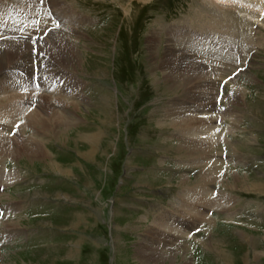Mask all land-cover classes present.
Instances as JSON below:
<instances>
[{
	"label": "rangeland",
	"instance_id": "1",
	"mask_svg": "<svg viewBox=\"0 0 264 264\" xmlns=\"http://www.w3.org/2000/svg\"><path fill=\"white\" fill-rule=\"evenodd\" d=\"M3 2L26 17L16 34L6 35L51 41V31H75L71 39L79 58L69 68L80 85L60 96L59 89L68 86L65 66L55 64L49 72L52 52H36L45 62L42 73L31 58L27 78L33 89L39 91L42 81L41 94L50 102L48 89L57 88L50 96L55 103L46 107L59 126L21 130L18 122L0 131L12 139L11 154L0 156L12 176L10 184L0 182V264H264V0L249 4L253 16L241 9V0ZM60 8L72 11L68 16ZM205 9L223 15L213 18L218 28L212 20L205 23ZM230 13L249 21L245 50L232 44ZM78 19L83 23L75 26ZM172 28L182 29L175 41L183 43L193 66L209 68L211 79L195 77L182 87L178 73L168 78L169 69L157 67ZM152 32L158 40L150 49ZM214 51L230 61H212ZM218 68L225 71L214 73ZM202 84L220 143L196 161L191 153L185 156V129L171 124V113L184 106L189 111L181 115H198L193 109L200 105L195 96ZM31 98L36 110L37 94ZM22 134L37 140L47 158L19 150ZM85 135L96 137L91 143ZM215 160L218 181L205 195L223 200L218 203H226V210L205 206L184 231L157 222L159 214L187 211L181 200L202 190L201 173Z\"/></svg>",
	"mask_w": 264,
	"mask_h": 264
},
{
	"label": "bare ground",
	"instance_id": "2",
	"mask_svg": "<svg viewBox=\"0 0 264 264\" xmlns=\"http://www.w3.org/2000/svg\"><path fill=\"white\" fill-rule=\"evenodd\" d=\"M241 1L243 2V6H244L241 8L243 11H245L247 14H250V15H251V13H253V15H257V13H255L250 8V5H249V4H251V6L254 5V3H251L254 0H241ZM2 2H3V0H2ZM2 2H0V21H2V23H0V24L3 25L2 27H4V29H3L4 33H2L1 35H5V36H3L2 39H0V129H1L0 131H2V130L7 131L8 128L11 129V127H10L11 125H13L14 123H18V122L21 125V127H20L21 130H24V128H27L31 124H32L31 127L33 129L36 128V126H39L41 128H45L49 123L53 127H55L56 125L59 126L58 123L53 121L51 113H50L51 111L49 110V108L51 106L50 103L53 100L55 103V98H53L54 96L53 97H50V96L57 94V88H55V86L52 85L51 88L48 89L49 90L48 94H49V99H50V102H49L48 98H47L48 95H46V97H45V94H41V91L45 90V89H42V87L44 86V83L42 81H40L38 83V85L40 86V89H39V91H35L33 89V86L31 85V83H29L31 81H28L27 75L29 74V72H31V70L33 68V65H32L33 63H32V59H31L32 57H34V59H36L37 64H35V65H37V67L39 68V71L43 70L42 73H47L46 70L43 69V66H45L44 60H41L43 57H41L39 55L41 53H44V54L47 53L48 54V51L49 52L51 51L52 52V55H51L52 56V69L51 70L48 69V71L53 72V70H56V68L53 69V66L56 67V65L65 66V68H66L65 70H68V72H69L68 73L69 78H68V83H67L68 86H66L64 84L63 85L64 88L63 87L60 88L59 93H60V96H62V97L69 96L70 93L66 92L67 88L70 89V92H73V89H75L74 87L80 85L79 80H75V78L73 77L75 75L72 73V71H76V70L74 68H71V69L69 68V67H72L73 66L72 64L79 58L78 50H77V48H75V46L72 42V39H71V36H73L75 34V31H73V29H72L73 33L70 34V36H68L69 31L64 32L62 29L56 30V31L50 30L51 31V34H50L51 41L46 40V39L40 40V38L39 39L38 38H31V37H27V36H25V37L20 36L19 37V36L15 35V36L11 37V36L6 35V34H16L17 33L16 31L20 30L22 27L19 24V22L21 23L23 21L22 19H24L26 17L23 16L20 8H14V10H13V8H7L6 6H4L3 5L4 2L3 3ZM259 3H261V2H259ZM53 4H55V3H53ZM246 5L247 6L249 5V7H246ZM216 10H206L205 14H204L205 17H202L205 20L206 24L207 23L210 24L211 20H212V28H213V26L217 27L214 25V23H217L216 20L213 19L214 17L221 16V18L224 19L223 15L219 12H218L219 14H217ZM60 11L63 12L64 14L66 13L69 16L70 12L72 10L69 8H60ZM233 13L235 14V12H233ZM229 15L230 16H227L229 18L228 23H230V27H231V30L230 29L229 30L231 32L236 33L235 35H233V33H232V39H231L233 41L232 44L234 46L238 45L241 48L243 47L242 49L245 50L246 46L249 45L248 41H250L249 37H248L249 35L247 34V29L249 28V21L246 20L247 18L246 19L244 17L239 18L238 16L233 15L231 13ZM253 15H251V16H253ZM258 15H260V14H258ZM195 18H198V20H202V18L200 19L199 16L195 17ZM78 21H79V19H78ZM68 23H70V21ZM80 23H83V22H81V21L75 22V23L73 22V24L75 26L76 25L79 26ZM205 23H202V24L205 25ZM225 23H227V21ZM25 27L27 28L26 25H25ZM31 28L35 29L37 27L35 26V27H31ZM32 29H30V30H32ZM37 29L40 30L43 28L38 27ZM178 30H180V32H182L181 28L180 29H177V28L173 29L172 28L170 30V33H169L170 44H168L165 47V49H164L165 51H164L163 56H162L163 59H161L157 63V67H159V68L163 67V68L169 69V73L166 74V77H168V78H170V74L172 75L173 73H178L180 80H178L176 77H175V79H177L180 82L179 84L182 87H187L190 80L194 79L195 77L196 78L204 77V79H205L204 81H206L207 79H211V78H209L211 76V73L208 72L209 68H207V66L206 67L203 66V64H201V63H198V64L193 66L190 63L191 57H189V53L187 52V50H185V48L183 49L182 47H180V46H183L182 45L183 43H180V41L179 42L175 41L177 39H174V37H175L174 35L176 33H178ZM171 34H173V35L171 36ZM81 36H83V35L80 34L79 36H77V38H79ZM179 37H180V35H179ZM149 38H150L149 41L153 43L150 46V49H153L155 47L154 42H157L158 36H156V34H154V32H152L151 35L149 36ZM171 41H174L175 44H173L174 42L171 43ZM36 52L39 53V55L36 54V56H35ZM37 56H39V58ZM210 56H211L212 61H218L221 59H226V60L230 61V59H231L228 57H223L222 55L219 54L218 51H214V52L210 53ZM53 60L55 62H53ZM218 71L221 73L222 71H225V69L223 70V69L218 68L215 70L214 73H216ZM64 72L65 71H62V73H64ZM192 73H194V76L192 75ZM18 79H19V83L17 82ZM166 80H169V79H166ZM174 82H176V81H174ZM16 83H18L20 85H17ZM171 83H173V82H171ZM209 83H210V81L208 82V85H209ZM15 86L20 87L23 91H21V89L18 91V89H16ZM207 88H208L207 85L202 84L201 90H203V92L201 90H199L198 93H196L197 96H195V98L198 99L201 106L198 105L195 109H193V111H196V114H198V115H194L190 119L181 115L182 111H183L182 113H184V110H185V112L189 111V109L188 108L186 109V107H184V106H183L184 108L181 107V110L183 109L181 112H176V114H174V112L171 113V115L172 114L175 115L174 119H172V121H171V124L175 127H178L181 130L185 129V131L183 130L184 135L182 136V139L184 142H181V144L184 145L183 147H186L189 149L188 151H186L184 153L185 156L189 157V156H191L189 153H191L192 155L195 156L196 161H199L198 159H200V158H202V159L205 158L209 152L215 151V149L217 148V146L220 143L219 141H217L215 139L216 138L215 133H212L214 130L213 129L214 126L212 123L215 122L217 118L215 115H212L211 113H209V111H210L209 105H211V104H209L210 103V101H209L210 100V97H209L210 93L207 91H204V90H207ZM50 90H52V92ZM61 92H65V93L61 94ZM36 94H37V98H38V101H37L38 103L36 102L37 104L35 105V108H37V109L34 110V109L30 108V106H32L31 105L32 104V102H31L32 98L31 97H35ZM74 95H78V92L75 93ZM59 101H60V99H59ZM66 102H65V104H66ZM69 103H71V102H69ZM197 104H198V102H197ZM46 105H50V106L46 107ZM212 106H213V104H212ZM212 110H213V107H212ZM178 111H179V109H178ZM41 112L44 113V116L46 115V117L41 116L40 115ZM213 114H215V113H213ZM224 119H226V118H224ZM13 128H15V126L12 127V129ZM22 133H24V131ZM85 136H86L85 139H87L88 142H91V143H92V141L95 140V137H96V135H88V136L85 135ZM2 137H3V135H2ZM2 137L0 136V156H2V158H5L7 155L11 154L10 143L12 142V139H6L5 140ZM19 137L22 140L21 144H20V141H21L20 139H18L20 141H16L17 145L20 144L18 147L19 150H21L22 152L23 151H25V152L31 151V154L33 157L38 156V157L47 158V155H45L46 152L44 153V151L41 147V144H39V142H37V140H34L30 137H25L23 134L21 136L19 135L18 138ZM14 139H13V141H14ZM30 140H32V142ZM181 144L179 146V149H180V147H182ZM2 158H0V159H2ZM209 161H210V158H209L208 162ZM207 163H205V164L207 165ZM217 163H218L217 160H215V163L213 164V166H210L209 168L207 166V168H205V172H203L204 170L202 171L203 173H201L200 180H199V182H201V185L203 186L202 190L200 189V191L198 190L195 194L193 193L189 199L183 197V199L181 200L182 202H184V204H186L187 208H185V210H187V211H179V215L174 214V216L166 215L165 213L162 215L159 214V216L156 218L157 222H159L163 226H164V224H168V225H170V227L175 226V227L184 231L192 225V224H190L189 219H190L191 223H193V222L195 223L200 218V217L196 218V216L192 215V214L196 213V214L202 216L201 213H202L203 209H205V206L211 207L214 204H216L215 206L217 208L219 206L218 209H220V211H225L227 208L225 206L226 203H225V205H222L221 203H218L219 200H221V199H218V197L216 198V200L215 199L211 200L210 196L208 198H206V195H205V192H207L209 189V185H211L213 183H217V181H218L217 180L218 175H216ZM0 164H1V161H0ZM13 176H14V174H13ZM11 178H12L11 172L4 171L2 166L0 165V182L3 180L5 182V184L6 183L10 184ZM188 194L189 193L187 192L184 195L188 196ZM211 194L212 193H210L209 195H211ZM222 201L223 200H221V202ZM194 203L196 205H193ZM166 217H169V218L167 219ZM208 218L209 217L203 216L201 220H203L205 223H208V220H209ZM191 219H193V220H191ZM178 225L180 227H178ZM193 228H194V226H193ZM226 257L228 258V256H226ZM149 259H151V258H149ZM224 259L226 260V258H224Z\"/></svg>",
	"mask_w": 264,
	"mask_h": 264
}]
</instances>
